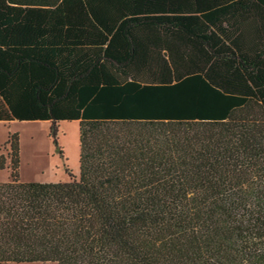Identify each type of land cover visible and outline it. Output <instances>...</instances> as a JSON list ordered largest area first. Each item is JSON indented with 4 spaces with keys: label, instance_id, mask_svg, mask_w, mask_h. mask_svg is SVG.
Listing matches in <instances>:
<instances>
[{
    "label": "trees",
    "instance_id": "1",
    "mask_svg": "<svg viewBox=\"0 0 264 264\" xmlns=\"http://www.w3.org/2000/svg\"><path fill=\"white\" fill-rule=\"evenodd\" d=\"M78 122L79 174L0 170V264H264V0H0V122Z\"/></svg>",
    "mask_w": 264,
    "mask_h": 264
},
{
    "label": "rangeland",
    "instance_id": "2",
    "mask_svg": "<svg viewBox=\"0 0 264 264\" xmlns=\"http://www.w3.org/2000/svg\"><path fill=\"white\" fill-rule=\"evenodd\" d=\"M49 127V121L41 120L0 122V152H5L10 133L19 135V176L22 181H67L71 176L78 177V122L58 123V147L49 135ZM9 175V168L0 170V182L7 181Z\"/></svg>",
    "mask_w": 264,
    "mask_h": 264
}]
</instances>
